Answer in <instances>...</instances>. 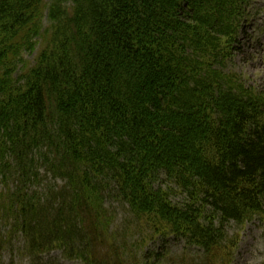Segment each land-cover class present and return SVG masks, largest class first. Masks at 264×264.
I'll return each mask as SVG.
<instances>
[{"label":"trees","instance_id":"trees-1","mask_svg":"<svg viewBox=\"0 0 264 264\" xmlns=\"http://www.w3.org/2000/svg\"><path fill=\"white\" fill-rule=\"evenodd\" d=\"M253 1L0 0V264H122L108 193L224 264L264 211V92L226 69Z\"/></svg>","mask_w":264,"mask_h":264},{"label":"rangeland","instance_id":"rangeland-1","mask_svg":"<svg viewBox=\"0 0 264 264\" xmlns=\"http://www.w3.org/2000/svg\"><path fill=\"white\" fill-rule=\"evenodd\" d=\"M44 1L48 5L51 0ZM249 15L239 36L240 42L237 43L226 69L240 75L245 85L264 92V0H254L250 5ZM48 24L46 9L42 26L46 27ZM39 48L36 45L33 51L24 52V60L32 64ZM39 172L45 174L43 167ZM47 177L48 182H54L49 175ZM55 184H62V181L56 180ZM2 185L0 183V188ZM182 197L176 193L172 196V201L181 202ZM103 202L115 244L110 246L104 243L101 252L109 255L111 260L122 258V264H212L201 248L186 244L184 239L170 235L163 240V237L154 234L146 220L142 218L138 221L131 216L127 206L114 194H106ZM221 245L228 250L224 253V264H264V211L252 215L242 223L225 224ZM15 254L18 264H83L80 260L64 258L59 251L35 257L34 262L29 260L30 256H23L21 252Z\"/></svg>","mask_w":264,"mask_h":264}]
</instances>
